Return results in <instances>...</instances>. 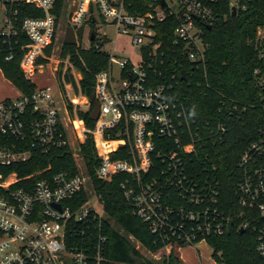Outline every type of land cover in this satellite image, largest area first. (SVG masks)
<instances>
[{
  "label": "built area",
  "instance_id": "2783aa9c",
  "mask_svg": "<svg viewBox=\"0 0 264 264\" xmlns=\"http://www.w3.org/2000/svg\"><path fill=\"white\" fill-rule=\"evenodd\" d=\"M57 1L0 0V43L9 52L5 59H12L14 52L21 50L19 66L28 80L49 66L47 48L56 37L60 19L53 11ZM252 1L231 0L230 11L233 7L236 14L244 11ZM217 3L72 0L69 24L76 39L77 30L87 24L89 41L94 32L93 39L106 43L111 39L100 27L111 26L114 38H131L140 60L133 65L129 57L108 53L107 69L95 75L98 118L93 127H88L76 115L79 133L74 136V150L73 131L65 122L67 111L61 96L63 85L70 84L64 80L66 72L60 69L62 87L59 70L53 72L58 95L45 86L36 87L29 95L19 93L0 101V264H105L103 202L80 152V145L88 137L95 148L97 179L111 182L119 174L131 178L132 182L126 179L121 188L132 213L164 243L157 251L166 248L167 256L172 250L179 255L183 245L228 234V221L232 220L231 231L244 229L254 234L255 251L264 263V117L233 172L235 206L239 210L234 225L223 199L218 167L206 149L209 142L215 143L216 136L223 140L228 124L220 122L214 129L202 127L183 101L170 96L165 83L154 86L149 77L150 70L166 63L157 25L169 18L173 23V53L186 58L196 69L205 67L210 47L204 28L218 20ZM23 5L31 9L24 12ZM259 40H264V27L258 29L256 42ZM114 62L120 68L119 80L114 79ZM228 102L230 118L237 105ZM81 108L82 112L89 111L90 103ZM245 110L243 106L241 112ZM62 149L71 151L78 172L46 175L50 170L47 167L26 175L19 173L33 154ZM119 153L124 158L115 157ZM154 158L160 159L161 167L151 175ZM82 189L87 199L78 204L76 196ZM91 194L100 211L90 204ZM167 256L155 258L164 264Z\"/></svg>",
  "mask_w": 264,
  "mask_h": 264
},
{
  "label": "trees",
  "instance_id": "16d2710c",
  "mask_svg": "<svg viewBox=\"0 0 264 264\" xmlns=\"http://www.w3.org/2000/svg\"><path fill=\"white\" fill-rule=\"evenodd\" d=\"M64 0L56 2L54 13L58 18ZM231 0H218L216 12L218 20L208 28H204V38L209 44L205 67L196 69L183 57H179L172 50L173 23L171 18L165 23L157 25L158 38L162 40L165 65L149 71L154 86L165 83L171 97L183 101L189 112L193 114L204 127L216 128L220 122L227 123L229 130L221 139L216 136L215 143L209 142L206 149L218 167V177L221 182L223 199L227 211L236 224V213L239 211L235 202L236 178L233 172L241 152L257 135L259 125L264 117V40L257 41V32L264 27V0H254L244 11L235 16L230 11ZM24 12L29 11L23 5ZM35 11V10H34ZM39 14V12L36 11ZM89 25L93 28L91 19ZM83 27L77 30L78 41L82 40ZM26 43L25 38L21 39ZM1 44V43H0ZM103 43L97 39L90 41L87 48L82 45H69L64 42L63 53H69L74 66L81 73L79 90L89 100V111L79 112L82 123L93 127L89 113L92 109L91 100L94 98L95 75L109 64V55L102 49ZM9 54L6 46H0V68L4 77L14 84L21 94H31L36 86L28 80L19 63L23 52L17 50L13 58L6 60ZM181 70L185 71L186 79H181ZM258 71L255 73V71ZM61 82V70L58 72ZM174 76V78H173ZM64 80L77 87L69 73H65ZM62 87V82H61ZM228 100L237 105L233 115L228 118ZM226 105L223 106V102ZM246 106L242 113L241 109ZM125 148V147H123ZM80 152L87 166L90 180L103 202V218L101 219L102 233L107 236L103 257L105 264H143L138 250L135 249L128 236H132L149 251H157L164 246L159 236L148 229L146 223L132 213L131 204L124 196L121 183L129 180L124 174L116 175L111 182H104L96 178L95 148L93 140L88 137L81 145ZM115 157L124 158V154ZM50 167L46 175L60 171L73 174L77 171L76 164L67 150H57L50 153H35L23 165L21 175L30 174ZM161 167L160 159H153L151 175ZM44 176V175H43ZM78 204L87 199L85 190L77 196ZM112 223L113 226L110 224ZM207 241L211 245L212 257L224 264H264L255 251V237L250 231L240 233L233 228L229 234L209 236ZM164 264H180L179 255L172 250ZM144 264H150L146 262Z\"/></svg>",
  "mask_w": 264,
  "mask_h": 264
},
{
  "label": "rangeland",
  "instance_id": "374dc122",
  "mask_svg": "<svg viewBox=\"0 0 264 264\" xmlns=\"http://www.w3.org/2000/svg\"><path fill=\"white\" fill-rule=\"evenodd\" d=\"M72 9H73L72 0H64L61 9V16L58 21L59 23L56 30V37L53 43L47 48L49 66L44 67L42 73L35 72L32 76L29 77V79L32 83L35 84L37 88L48 86L51 88V90L55 95H58V85L53 75V72L55 74L54 70L61 69L62 72H67L71 74L75 82V85L77 87V91L75 90L72 83L70 84L67 83L66 85H63V88L61 90V96H62L63 105L65 106L67 111V115L65 116V122L67 123V125H69L68 127L71 128L73 131V140H72L73 144L71 145V147L72 150H74L77 147V144L74 141V136H78L79 133L75 127V121H76L75 117L76 115L79 117V112H82L81 107L87 104L89 102L88 101L89 99L79 90V80L81 78V73L72 63L70 54L63 53L65 32L67 27H70L75 35L74 29L69 24V16ZM97 23H99V21ZM82 27H83L82 40L81 42L78 41V37L76 39V35H75V40H76L75 44L79 43V45L81 44L84 47H88L90 45L89 36H88L89 26L85 24ZM100 31L101 32L106 31L108 34V39H111L110 41L103 43L102 49L104 51H106L107 53L114 52L115 55L119 57H125V58L129 57L133 65H138V62L140 60V55L137 51V48L132 44V40L130 37L124 35H118L114 38L113 28L107 25H102V27H100ZM113 40L114 43H112ZM117 59L119 58L117 57ZM67 61L69 62V64L67 63ZM119 70L120 68L118 64L114 62L113 75L115 80H119ZM19 93L20 91L18 90V88L4 77L2 70L0 68V101L7 98H15ZM67 152L71 154V151H67ZM71 156L73 157L76 164V160L74 156L72 154ZM77 163L80 164L81 162L78 161ZM76 169H77V165H76ZM89 202L95 208L99 209V211L101 210V207L100 205H97L96 198L93 194H91ZM110 224L113 226L112 223ZM131 242L134 245L135 249L138 250L141 256L140 259H137L138 263L139 262L142 263L145 261V262H149L150 264H161L162 260H157L155 258V255H158L160 257H165L168 254L166 248L160 251L148 252L139 244V242L134 240H131ZM178 252L181 260L180 264H224L222 262L216 261L212 257L213 249L209 244V242L206 240H199L197 242H194L193 244L183 245L179 248Z\"/></svg>",
  "mask_w": 264,
  "mask_h": 264
},
{
  "label": "water",
  "instance_id": "95a60500",
  "mask_svg": "<svg viewBox=\"0 0 264 264\" xmlns=\"http://www.w3.org/2000/svg\"><path fill=\"white\" fill-rule=\"evenodd\" d=\"M90 10H92V7H90ZM231 15L232 16L236 15V9L234 7L231 9ZM93 38H94V32H91L90 33V40H92ZM65 43L69 44V45H74L76 43L74 33L70 27H67L66 32H65ZM181 79H186V74H185L184 70H181ZM91 103H92V111L89 114V118H90V120L95 121V120H97L98 115H99V103L95 98H93L91 100ZM232 223H233L232 220L228 221V225H227V233L228 234L231 231ZM239 232L243 233L244 229H240Z\"/></svg>",
  "mask_w": 264,
  "mask_h": 264
}]
</instances>
